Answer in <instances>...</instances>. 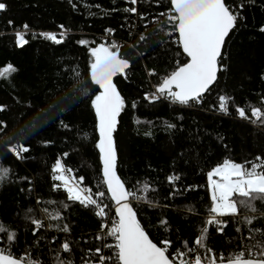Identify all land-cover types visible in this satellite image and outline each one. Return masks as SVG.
<instances>
[{
  "label": "trees",
  "instance_id": "16d2710c",
  "mask_svg": "<svg viewBox=\"0 0 264 264\" xmlns=\"http://www.w3.org/2000/svg\"><path fill=\"white\" fill-rule=\"evenodd\" d=\"M3 2L7 4V10L0 12V67L11 63L18 71L10 80L0 78V104L7 106L0 112V121L7 124L0 130V164L11 167L19 176L27 175L33 181L31 195L27 191H19L20 187H26V182L15 181L0 188V223L18 234V247L12 251L20 255L24 248H28L34 256H39L43 264H54L55 252L50 249H58L67 240L72 253H61V259L84 264V260L95 261V248L101 246V241L95 239L100 220L93 211L66 201L63 192H52L50 187L54 183L51 167L57 158L73 169L70 176L83 175L84 183L94 192L101 180L99 156L95 149V117L89 98L80 96L72 99L76 95L74 85H77V79L85 81L88 73L87 49L78 43L80 39H86L90 44L114 40L122 45L121 52L131 61L127 79L119 75L114 78L126 101L114 137L118 150L117 174L130 189L133 184L137 189L148 184V189L137 191V195L156 205L149 207L147 203L133 201L138 218L153 242L168 236L176 246L183 241L194 246L192 242L200 233L211 203L207 171L224 159L245 164L247 161L256 162L257 155H264V123L259 120L251 123L255 118L250 113V106L264 108L260 102L264 96V80L260 78L264 74V33L259 32V27L264 24V0H256L253 5L245 4L241 10L245 19L230 33L227 41L226 70L218 73V80L204 95L202 103L190 108L144 99L145 93L174 68L177 60L186 62L183 55L176 56L178 46L171 42L175 40V34L171 38L165 37L169 40L167 46L153 42L156 39L152 35L153 28L159 26L153 21L163 19L158 17L159 11H167L159 7L156 0H139L135 5L139 13L146 15L143 21L138 15L124 11L126 7L133 6L127 0H72L75 8L68 0ZM167 2L164 0L165 4ZM239 2L242 0H237ZM9 20L12 25L8 24ZM24 24L29 25L25 37L28 43L16 47L15 32H24ZM145 24H148L147 29ZM60 25L68 30L62 43L56 44L40 35L51 32L61 39L64 29ZM105 29H113L114 33L106 35ZM141 33L148 36L147 44L139 41ZM141 50L144 55L138 57ZM148 69H155L158 75L148 76ZM87 86L91 94L98 91L90 80ZM224 94L233 97L235 105L244 107L250 119L239 118L232 102H229L230 114L221 113L218 96ZM133 101L137 105L134 109L131 107ZM28 103H31V108L27 107ZM53 104L70 106L71 110L63 114L70 130L61 129L56 123L42 124L23 141L31 148L30 152L23 154L26 159L17 160L6 153L3 148L5 141L28 126L40 110ZM168 124L175 127L169 129ZM43 140H51L52 143L45 146ZM64 152L69 155L64 157ZM174 174L180 176L176 187L183 194L169 197L171 185L167 177ZM188 185H193L195 190H185ZM101 190H104L103 185ZM36 198L65 200L70 205L62 211L65 219L51 221L53 224H69L70 233L42 228L37 235L43 238L38 246H33L35 238L31 228L34 226L24 219L27 209L34 208L31 215L36 218H43V207L52 213L62 209L59 204L36 205ZM104 203L111 204V201L105 200ZM256 206L264 209L262 202L256 201ZM189 208L193 211H188ZM240 212L243 213L244 209ZM161 218L169 222L167 233L159 226ZM226 219H229V224L223 233H218L216 226H209L207 244L217 255L223 252L227 256L236 250L237 237L241 235L235 232L237 225L230 218ZM45 223L49 221L45 219ZM255 226H264V220H257ZM243 235H247L246 230ZM3 239L0 235V240ZM106 242L113 243L110 238ZM103 251L111 254L110 249Z\"/></svg>",
  "mask_w": 264,
  "mask_h": 264
},
{
  "label": "snow or ice",
  "instance_id": "6c2138e0",
  "mask_svg": "<svg viewBox=\"0 0 264 264\" xmlns=\"http://www.w3.org/2000/svg\"><path fill=\"white\" fill-rule=\"evenodd\" d=\"M68 2L72 4V0ZM127 2L133 6L126 7L124 9L126 13L138 15L142 21L147 18L135 7L139 0H127ZM255 2L256 0H242L239 3L237 0H168L165 4L164 0H156L158 6L166 8L167 11H159L158 17L163 19L153 21L159 25L153 28L152 35L156 38L153 42L162 47L167 46L169 40L165 37L171 38L175 34V40L171 42L178 46L176 56L183 55L186 57V62L177 60L174 68L160 77L154 85L155 91L150 95L145 93L144 99L152 102L164 98L189 108L200 105L204 94L218 80V73L227 68L224 63L225 48L230 33H233L238 24L245 19L241 10L245 4L253 5ZM72 6L75 8V4ZM6 10L7 4L0 0V12ZM12 23L11 20L8 21L9 25ZM22 27L24 32H15L16 47H23L28 43L25 37L29 25L24 24ZM59 27L64 29L63 25ZM144 28L147 29L148 24H145ZM67 31L64 29L61 33V39L51 32H42L40 35L60 44ZM104 31L106 35L114 33L113 29ZM259 32L264 33V24L259 27ZM139 41L147 44L148 36L141 33ZM78 43L87 49L88 73L85 81L77 79L78 86L74 85L76 95L72 99H78L80 96L89 98V105L95 117L94 127L98 134L95 149L99 152L101 180L94 192L84 183L83 175L70 176L69 173L73 169L66 167L61 159L57 158L51 167V180L54 183L50 187L52 192H63L66 201L90 208L100 220V229L95 239L101 241V246L95 248V261L84 260V264H264V226H255L257 220H264V209L256 206V201L264 203V155H257L256 162L247 161L245 164L224 159L222 163H217L207 171V189L211 203L207 208V216L200 233L192 242L194 246H190L188 241L176 246L168 236L153 242L146 227L138 218V211L133 204L135 201L137 204L147 203L149 207H156L144 196L137 195V191H146L149 185L145 184L142 189H137V185L133 184L130 189L117 174L118 150L114 134L118 131V118L126 107V101L114 83V77L119 75L127 79L128 71L131 70V61L121 52L122 45L115 41L111 43L93 41L90 44L88 40L80 39ZM137 55L143 56L144 53L141 50ZM17 71L14 65L8 63L0 67V78L10 80ZM147 74L150 77L158 75L155 69H148ZM79 75L77 72L76 76ZM260 78L264 80V74ZM88 80L91 85L98 88L94 94L90 93ZM229 102H232L239 118L246 121L250 119L246 109L235 105L234 98L227 94L218 96V110L224 115H229ZM260 102L264 104V96L261 97ZM136 106V102L133 101L131 107L134 109ZM27 107L31 108V103H28ZM6 108V105L0 104V112L5 111ZM70 110L68 104H53L40 110L38 116L29 121L28 126L5 141L4 151L17 160L26 159L23 154L30 152L31 148L23 141L30 138L42 124L48 122L56 123L61 129L70 130V125L63 119V114ZM250 113L251 117L255 118L251 123L255 124L257 120L264 123V108L250 106ZM6 127L7 124L0 121V130ZM167 127L171 129L175 125L168 124ZM42 143L47 146L52 141L43 140ZM224 146L227 148L226 144ZM68 155V152L63 153L64 157ZM179 180L178 174L167 177L171 185L169 197L183 194L176 187V182ZM15 181L26 182V187H20L19 191L21 193L27 191L31 195L33 191L31 178L27 175L19 176L11 167L0 164V188ZM101 185L104 190H101ZM185 190L195 189L193 185H188ZM105 200H110L111 204L104 203ZM35 203L36 205L59 204L62 205V209L52 213L47 207H43L41 209L43 218L31 215L35 211L34 208L27 209L24 219L34 226L31 228L32 236L35 238L33 246H38L39 240L43 238L37 235L38 230L42 228H55L56 231L70 233L69 224L51 223L65 219L62 211L70 207L65 200L45 201L36 198ZM113 206L116 218H111L109 215ZM240 209H244V212L241 213ZM188 211L191 212L193 209L189 208ZM226 218H230L237 225L235 232L241 235L237 237L236 250L229 252L227 256L223 252L217 255L207 244L209 226H216L215 230L223 233L229 224V219ZM45 219L49 223L46 224ZM109 220H111L110 226ZM159 226L165 233L169 232V222L166 219H159ZM245 230L246 236L243 235ZM0 235L4 238L0 240V244L3 245L0 246V264H43L39 256H34L28 248H24L23 254L20 255L12 251L14 247H18V234L15 230L0 223ZM108 238L114 243H107ZM52 239L55 241L56 238ZM103 249H110L111 254H105ZM50 251L55 252L54 264H74L72 259H61V253H72V247L67 240L61 243L58 249H50Z\"/></svg>",
  "mask_w": 264,
  "mask_h": 264
},
{
  "label": "built area",
  "instance_id": "2783aa9c",
  "mask_svg": "<svg viewBox=\"0 0 264 264\" xmlns=\"http://www.w3.org/2000/svg\"><path fill=\"white\" fill-rule=\"evenodd\" d=\"M112 41H114V40H112ZM155 91V88L154 87H152L151 88V90L149 91V92H147L149 95L152 93V92H154ZM166 101L167 103H169L171 106H177V107H184V106H182V105H179V104H174V103H172L169 99H164V98H160V99H157V100H155V101ZM147 102H149L148 100H146ZM153 102V101H152ZM109 215H110V217L111 218H116L115 217V214H114V210H113V208L111 209V211L109 212ZM110 223H111V220H109L108 221V224H109V226H110ZM111 239V238H110ZM112 240V239H111ZM112 242L114 243V241L112 240Z\"/></svg>",
  "mask_w": 264,
  "mask_h": 264
},
{
  "label": "water",
  "instance_id": "95a60500",
  "mask_svg": "<svg viewBox=\"0 0 264 264\" xmlns=\"http://www.w3.org/2000/svg\"><path fill=\"white\" fill-rule=\"evenodd\" d=\"M185 58H186V57H185ZM121 77H122V76H121ZM114 78H115V77H114ZM123 78H124V77H123ZM212 86H213V85H212ZM212 86H211V87H212ZM95 87H96V86H95ZM96 88H97V87H96ZM97 89H98V88H97ZM210 89H211V88H210ZM206 93H207V92H206ZM206 93H205V94H206ZM205 94H204V95H205ZM96 134H97V133H96ZM97 139H98V134H97ZM97 153H98V156H99V152H98V150H97ZM113 210H114V214H115L114 206H113Z\"/></svg>",
  "mask_w": 264,
  "mask_h": 264
},
{
  "label": "rangeland",
  "instance_id": "374dc122",
  "mask_svg": "<svg viewBox=\"0 0 264 264\" xmlns=\"http://www.w3.org/2000/svg\"><path fill=\"white\" fill-rule=\"evenodd\" d=\"M207 183H208V179H207ZM258 202H260V201H258Z\"/></svg>",
  "mask_w": 264,
  "mask_h": 264
}]
</instances>
